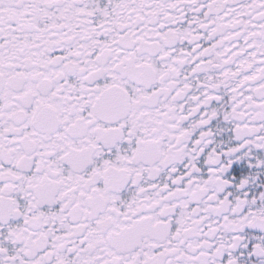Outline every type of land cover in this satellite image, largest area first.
<instances>
[{
    "label": "snow or ice",
    "instance_id": "1",
    "mask_svg": "<svg viewBox=\"0 0 264 264\" xmlns=\"http://www.w3.org/2000/svg\"><path fill=\"white\" fill-rule=\"evenodd\" d=\"M0 264H264V0H0Z\"/></svg>",
    "mask_w": 264,
    "mask_h": 264
},
{
    "label": "flooded vegetation",
    "instance_id": "2",
    "mask_svg": "<svg viewBox=\"0 0 264 264\" xmlns=\"http://www.w3.org/2000/svg\"><path fill=\"white\" fill-rule=\"evenodd\" d=\"M236 167L239 169L240 166L239 165H236ZM246 167V166H245ZM239 173H234V175H238ZM246 174V173H245Z\"/></svg>",
    "mask_w": 264,
    "mask_h": 264
}]
</instances>
